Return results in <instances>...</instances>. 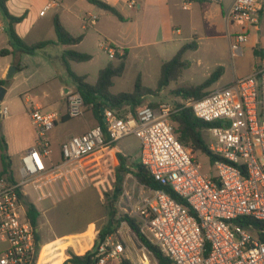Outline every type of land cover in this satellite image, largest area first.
Segmentation results:
<instances>
[{"label":"built area","instance_id":"built-area-1","mask_svg":"<svg viewBox=\"0 0 264 264\" xmlns=\"http://www.w3.org/2000/svg\"><path fill=\"white\" fill-rule=\"evenodd\" d=\"M55 5L52 1L46 9ZM127 5L136 7L133 0H127ZM262 11V0L234 1L225 17L228 24L241 27L235 40L231 36L233 56L243 55L247 28L260 23ZM97 20L90 15L86 25L92 27ZM5 31L7 26L0 18V34ZM99 45L111 59L119 54L106 40ZM66 99V115L74 118L85 113L87 106L80 93L70 90ZM181 107L192 109L206 122H219L208 130L214 138L210 151L218 157L214 163L217 177L204 175L196 155L177 138L172 117ZM0 113L7 115L8 108ZM30 116L37 142L22 157L21 178L0 177V241L6 245L0 264L39 262L37 229L28 218L25 189L31 187L38 202L66 199V187L74 188L84 160L129 135L140 140V162L150 175L184 202L165 189L137 181L134 187H140L138 193L123 188L120 206L140 220L141 233L151 244L172 264H264V66L198 100L181 98L174 103L145 106L127 117L105 109L104 126L64 142L58 164L50 159L49 134L60 116L40 108L32 110ZM139 245L140 249L133 246L134 261L131 246L111 234L101 241L93 259L95 264H123L126 260L159 264L146 246Z\"/></svg>","mask_w":264,"mask_h":264},{"label":"rangeland","instance_id":"rangeland-1","mask_svg":"<svg viewBox=\"0 0 264 264\" xmlns=\"http://www.w3.org/2000/svg\"><path fill=\"white\" fill-rule=\"evenodd\" d=\"M55 1L58 3L57 7L46 9L43 3L28 7L30 16L24 25L29 26L31 22L38 23L37 28L32 31V35L28 36V43L33 44L49 40L48 26L50 25L53 27L55 16L59 15L63 16L65 20L66 18L72 20L74 19V12L78 10L74 4L79 1V8L85 10L86 5L89 3L87 0H84V2L80 0H66L67 2L63 0ZM98 10L102 12L99 8ZM41 12H44V16H41ZM108 15L111 20L110 26H107L108 31H110L111 34L117 35L119 33L118 26L122 25L123 31L120 32V38L125 40L130 39L131 36L128 29L132 28V25L128 22L135 19V12L131 11L129 15L123 13V16L127 19V23L121 22L113 14ZM41 23L43 27H40ZM263 26L264 23L262 24V28ZM93 27H88V31L93 32ZM235 33L236 31L233 30V40H235L236 37ZM262 35L264 36V33ZM53 38L56 42L55 32ZM104 40L105 37L103 35L94 33V35L84 43L83 49L94 52L95 59L82 63L72 62L74 71L80 73L87 72L90 74L88 80L91 84H95L98 81L99 70L101 68L111 63H117L115 59L109 57L107 51L100 48L99 43ZM224 41L225 40H220V43H225L226 41ZM197 42L200 45V49L197 52L196 50L190 51L185 55V60L189 63V67L183 71L179 79L172 82L159 96L146 99L144 105L180 101L181 98L174 95L173 91L185 85L197 86L204 83L210 75L218 69L214 65L215 60H217L216 58H218V60L222 59L225 63L224 69L222 68L223 83H231L238 77H245L252 72L254 68L260 66L258 64L256 65L254 55L252 53L249 55L245 49L243 55L233 56L232 51L228 53L226 49H224L216 55V57H213L208 51V40H197ZM245 45L246 44H244L243 47ZM64 50V46L54 44L35 53L25 52L22 58L24 69L15 72L10 79L7 78L6 80L5 89L9 92L0 104V109L3 110L6 106L9 109V114L17 116L26 111L27 99L38 97L40 100H45L50 105H53L54 109L51 110L65 113L67 111V105L62 98L58 99L61 90L60 86H68L71 90H75V86L62 62ZM199 59H202L204 64L201 65L198 62ZM137 66L138 64L135 62L122 78L116 80L114 91H133ZM62 72H64L63 76L61 75ZM63 77L67 79V81H63ZM152 78L151 76L150 83L146 85L147 87L154 88L157 86L158 79L153 81ZM216 87L217 85L214 84L209 90H214ZM45 94H48L49 99L45 98ZM52 99H54V101ZM92 118V111L85 110V113L80 117L71 118L66 122L59 121L57 129L53 132L54 138L51 136L49 137L50 139L52 138L51 140L56 143V145H60L65 140L81 134V130L86 125V120L92 121ZM28 123H31V118L28 120ZM5 128L6 126L1 123L2 135L4 134L3 129ZM204 135L209 143L214 140L210 131H205ZM1 152L0 147V156ZM118 152L127 159V169H131V171L135 170V165L141 161L140 140L135 135H129L118 141L114 147L90 155L84 160V167L79 170L77 181L72 184V188H74L71 189L70 186L66 187L70 196L67 194L66 199H62L55 204L51 201L37 204L38 209L43 213L39 221L38 235L44 242L40 251L41 256L38 264H63L69 259L71 252L78 255L85 254L93 248L95 241L99 237V232L110 223L112 219L111 212L114 208L116 213L115 221H117L121 215L127 214L120 206L122 195L117 202L112 201L116 174L120 168V163H122L117 156ZM195 155L203 167L202 171L204 175L209 178L218 176L217 168L207 155L203 153H196ZM50 158L53 159L55 163L58 162L57 153L52 152ZM12 162L14 175L17 179H20L22 167L21 159L19 157H14L12 158ZM1 168L0 157V170ZM120 177L124 190H135L137 193L140 191L139 186L136 185V187H134L136 178L132 172H128L127 174L120 173ZM116 228V232L113 235H115L117 240L125 241L131 246L130 251L135 257L134 261H136L137 257L133 250V246L140 249L137 237L126 223H122ZM134 261L132 262L135 263Z\"/></svg>","mask_w":264,"mask_h":264},{"label":"crops","instance_id":"crops-1","mask_svg":"<svg viewBox=\"0 0 264 264\" xmlns=\"http://www.w3.org/2000/svg\"><path fill=\"white\" fill-rule=\"evenodd\" d=\"M52 1L55 0H8L7 6L11 15L15 17L25 16V19L21 23L14 25V29L17 32V34L26 43H28L27 42L28 36L32 35L31 34L32 31L37 28V24H38L35 22H31L29 26L24 25L26 24L30 16V11L28 10V7L43 3L44 7L46 8V6ZM63 1L67 2L66 0ZM80 1L84 2V0H80ZM102 1L114 6L116 9H118V11L122 14V16L123 13H127V15H129L131 11L135 12V19L128 22L129 24L132 25V28L128 29L131 38L127 40L120 38V32L123 31L122 25L118 26L119 33L117 35L111 34L110 31H108L107 26H110L111 24V20L108 14L111 13L106 12L90 3L86 5L85 10L80 9L79 1H77V3L74 4L75 7L78 9L76 12H74V19L71 20L69 18L68 19L66 18L65 20L63 16L57 15L59 16L61 22L66 27V29L72 35L76 37L77 36L84 37L83 41L80 44H77L75 46H64L65 50L74 49L82 53L90 54L92 56L91 61H93L95 59V53L92 51L89 52L88 50H84L83 45L89 38L92 37V35H94V33L103 35L105 37V40L111 43L117 49L120 55L123 54L125 49L129 51L128 59L126 62L125 74L128 72L129 68H131L132 65H134L136 62L138 66L135 73L134 83L136 82L137 77L140 75L142 77V81L145 86L148 85V83H150L151 76L153 77L152 78L153 81H156V79H158L157 81L159 82V79L161 77V69L164 62L171 60L185 44L193 41L197 42V40L199 41H202L204 39L208 40L209 41L208 51L211 53L210 55L216 57V55H218L224 49H226L228 53L231 52L232 51L231 36H233L232 31L235 30L236 31L235 34L241 32L240 26H238L237 24H233V25L228 24V22L225 19L227 13L229 12L235 0H221L218 3L211 2L209 0H133L136 3L135 8H129L127 5V0H102ZM262 1H263V11L261 14L260 23L257 26L247 28L248 40L245 43L246 45L243 47V51L245 49L249 55L251 53L254 55V60L256 65L257 64L260 65L257 66L256 68H260L264 66V36L262 35L264 33L263 32L264 26L262 28V24L264 23V0ZM57 6L58 3L56 2V5L53 7H57ZM98 8L102 10V12H100ZM90 15L98 17L96 26L95 25H94L95 27L92 26L94 30L93 32H89L88 31L89 28L86 25V20L89 19L88 17ZM0 18L4 20L7 26V31L0 34V81H6L7 73L12 66H15L17 71H22L24 69L22 58L25 55V52L19 49L17 46H15V44L13 43V40L9 35V23H8L9 21L3 15L1 9H0ZM126 20L127 19L124 17V21L121 20L120 21L123 23H127ZM40 27H43L42 23L40 24ZM48 28H49L48 35L50 37L49 41L55 42L53 38L55 32L54 22H53V27L49 25ZM220 40H225L226 42L224 41L225 43H220ZM199 49H200V45L198 44V48L196 52ZM3 50H9L10 54L3 56L1 54ZM187 53L185 55H187ZM216 59L217 60H215L214 65L217 68H223L225 65L223 60L222 59L218 60V58ZM198 62L201 65L204 64V61L202 59H199ZM18 66H20V70H18ZM71 66H73L72 63ZM105 67L101 68L100 70L104 69ZM72 68L74 70V67ZM256 68H254L253 71L250 72L245 77L252 75ZM74 72L79 76H85L86 81L89 83L88 80L90 77L89 73L87 72L80 73L76 71ZM61 75L63 76L64 72H62ZM120 78H115L114 80V86L111 89L112 93L114 94L123 92V91H114L116 87V80ZM238 78H243V77H238ZM63 81H67V79L63 77ZM231 83H223V76H221V78L216 83H214L217 85L215 89L226 87ZM5 85L2 87L5 88L6 87ZM74 86H75V90H71L68 86H63V85L60 86L61 90L58 99L62 98L66 103L67 93L70 90L77 91L75 83ZM6 91L7 92L4 99L6 98L9 92L8 90ZM45 95H46L45 98L49 99L48 94ZM52 100L54 101V99ZM36 108H40L45 112L57 113L61 118L60 121H62L63 116H65L67 113V111L65 113H60L57 110H51L54 109L53 105H50L45 100H40L38 97H34V99H27L26 111L22 114L14 116L12 114H9V109H8L7 115L4 116L2 114L1 123L6 126V128L3 129L4 131L3 135L8 144V154L11 157V159L14 157H19L22 160V157L25 155V153L30 148L34 147L37 142V133L32 123V120L31 123H28V120L31 118L30 112ZM92 114H93L92 121L86 120V125L81 130V134L87 133L88 131L99 125L98 119L93 111ZM56 129H57V125L50 132L49 136L53 137V132ZM66 141L67 140H65L64 142ZM64 142H62V144ZM51 143H52V152L57 153L58 162L55 163L53 159L51 158L50 159L52 163L58 164L61 162L62 144L56 145V143H54L52 140ZM1 166H2V160H1ZM1 172H2V168L0 170V173ZM134 182H136V180ZM25 190H26L25 193L27 196V202L33 203L37 209H38L37 207L38 203L51 201V200H46V201L38 202L37 194L31 187H27ZM51 202L55 204V202L53 201ZM38 210L41 212V216H42L43 214L42 211L40 209ZM38 232H39V227L37 233ZM41 243L44 245L43 240H41ZM5 249H6V245L0 241V255Z\"/></svg>","mask_w":264,"mask_h":264},{"label":"trees","instance_id":"trees-1","mask_svg":"<svg viewBox=\"0 0 264 264\" xmlns=\"http://www.w3.org/2000/svg\"><path fill=\"white\" fill-rule=\"evenodd\" d=\"M87 1L106 12L115 15L121 21H124V17L114 6L102 0ZM7 2L8 0H0V9L3 15L9 21V34L13 40V43L22 51L27 53H35L56 43L63 46H75L83 41V36L76 37L72 35L63 25L59 16H55L54 28L57 36V42L46 40L34 44L26 43L14 29V25L21 23L25 19V16L15 17L11 15L8 10ZM197 48L198 43L196 41L187 43L171 60L164 62L161 69V77L156 88L145 86L142 81V77L139 75L136 79L132 92H120L118 94L112 93L111 89L114 86L115 78H120L125 74L126 62L129 55V51L127 49L124 50L122 55L118 53L116 54V64L111 63L104 69L100 70L98 81L94 85L89 84L86 81L85 76H79L76 74L71 66L72 62L82 63L91 61L92 56L90 54L82 53L74 49H67L62 55V62L68 75L75 83L77 92L80 93L85 105L87 106L86 111H93L98 119L99 125L104 126V116L101 115L102 108L113 110L121 117H127L129 114L136 115L137 111L142 107L158 105L159 103H150L148 105H144V102L150 97L159 96L160 93L168 88L172 82H175L179 79L183 71L189 67V63L185 60V54L188 51L197 50ZM1 54L5 56L10 54V51L3 50ZM18 70H20V66H18ZM222 74V68H218L201 85H185L174 90L173 94L183 99H201L209 93L210 87L221 78ZM5 84L6 81H0V88ZM70 119L71 117L65 115L63 116L62 121L66 122ZM172 121L174 123L175 134L177 138L186 148L191 150L194 155L196 153H203L207 155L213 164L217 161L218 157L210 151V143L206 140L204 133L210 128L218 126L219 122H206L202 119H199L192 109L184 107L178 109V111L173 115ZM0 147L2 151V172L0 173V177L9 175L14 178L13 162L8 154V144L1 132ZM117 156L122 161V163H120V168L116 174L115 189L112 201L117 202L123 193V185L120 173L127 174L128 172H132L140 185L149 186L154 189H165L173 198L179 202H183V200L171 189L163 187L159 182H157L150 175L148 170L141 164V162L135 165V170L131 171V169H127L126 167L127 159L119 152L117 153ZM26 206L28 218L38 230L41 212L33 203L26 202ZM113 211L111 212L112 219L110 220V223L99 232V237L95 241L93 248L83 255H78L71 252L69 259L63 264H95L93 257L96 254L99 244L108 235L114 234L117 229L116 227L120 226L122 223H126L130 227L138 241L152 252L159 264H172V261L165 257L160 249L151 244L150 241L141 233V223L138 218L124 214L121 215L117 221H115L116 213ZM36 244L38 251H40L43 247V244L41 243L38 233L36 234ZM123 264L134 263L126 260Z\"/></svg>","mask_w":264,"mask_h":264},{"label":"water","instance_id":"water-1","mask_svg":"<svg viewBox=\"0 0 264 264\" xmlns=\"http://www.w3.org/2000/svg\"><path fill=\"white\" fill-rule=\"evenodd\" d=\"M16 71H17L16 67L12 66L10 68V71H9V74H8L7 78L10 79L15 74ZM6 92L7 91H6V89L4 87L0 88V104L3 101V99H4L5 95H6ZM104 111H105V109L102 108L101 115H104ZM1 117H2V114L0 113V132H1Z\"/></svg>","mask_w":264,"mask_h":264}]
</instances>
